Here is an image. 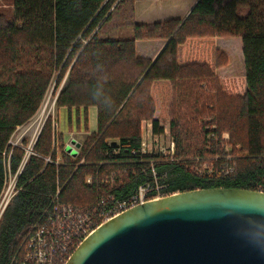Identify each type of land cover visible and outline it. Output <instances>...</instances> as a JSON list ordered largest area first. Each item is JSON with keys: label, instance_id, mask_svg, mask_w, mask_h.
Listing matches in <instances>:
<instances>
[{"label": "trees", "instance_id": "1", "mask_svg": "<svg viewBox=\"0 0 264 264\" xmlns=\"http://www.w3.org/2000/svg\"><path fill=\"white\" fill-rule=\"evenodd\" d=\"M10 4L0 9V196L9 175L18 177L17 193L0 220V264L21 262L28 229L42 220L59 190L63 203H93L99 190L86 184L90 175L102 181L114 173L111 189L121 199L153 182L151 160L166 192L264 191V0H198L184 20L149 24L137 23L135 0ZM122 28L132 36L110 35ZM221 36L242 38L245 75H216L228 63L216 46ZM142 39L167 43L153 61L137 56ZM66 75L56 105L69 115L82 109L86 120L95 106L97 131L77 156L69 155L63 145L53 149L49 117L25 161L28 142L13 144V135L38 112L54 79L57 91ZM167 114L178 156L141 155L142 120H151L154 134L161 135ZM224 132L232 152L218 143ZM204 154L221 159L213 175L191 168L188 157Z\"/></svg>", "mask_w": 264, "mask_h": 264}, {"label": "water", "instance_id": "2", "mask_svg": "<svg viewBox=\"0 0 264 264\" xmlns=\"http://www.w3.org/2000/svg\"><path fill=\"white\" fill-rule=\"evenodd\" d=\"M67 264H264V191L201 188L137 205L80 243Z\"/></svg>", "mask_w": 264, "mask_h": 264}, {"label": "built area", "instance_id": "3", "mask_svg": "<svg viewBox=\"0 0 264 264\" xmlns=\"http://www.w3.org/2000/svg\"><path fill=\"white\" fill-rule=\"evenodd\" d=\"M150 126L152 143L157 138L166 134L165 126H163L164 133L161 135L154 134L152 124ZM174 142L175 140L172 139L170 146L172 151L175 149ZM150 146L147 140L142 138L139 153L141 155L153 154L154 151L151 150ZM227 151L230 150L227 149ZM132 153L135 154L136 151L133 150ZM75 155H78V150H76ZM165 158L172 161L175 156L167 154ZM227 158L232 159V156H228ZM151 165L153 168V182L145 181L139 184L128 198H119L113 189H111L114 185V173L102 181L94 175L86 178V184L90 187L96 185L99 191L94 202L85 207L74 206L59 201V190L52 202V207L45 210L42 220L28 229L21 245L22 260L19 264H67L80 243L92 235L104 223L137 205L176 193L164 190L167 188V185L159 181L154 160H151ZM215 170H217L216 161L212 166H206L205 169H195L194 171L200 176H208L213 175ZM233 170L234 165H231L230 172ZM17 177L18 174L14 175L12 183L9 184L10 186L7 189L6 187L4 188L6 191L4 192L3 190L0 196L1 215L17 193ZM103 186H106V189L101 188Z\"/></svg>", "mask_w": 264, "mask_h": 264}, {"label": "rangeland", "instance_id": "4", "mask_svg": "<svg viewBox=\"0 0 264 264\" xmlns=\"http://www.w3.org/2000/svg\"><path fill=\"white\" fill-rule=\"evenodd\" d=\"M11 7L10 0H0V9H9ZM187 17V16H186ZM181 20V19H180ZM138 23V22H137ZM131 30L129 28H122L121 32H112L110 33L113 37H119L118 35H126L127 37H131ZM219 38V37H218ZM217 38L216 40V46L221 51L225 52L228 56V63L226 65L220 66L215 69L216 75H218L219 78H225V77H237L245 75V69H244V60L242 58V48H241V41L240 37H229V36H221L220 38L223 39L219 40ZM238 38V39H236ZM142 40H151V39H142ZM144 47V46H143ZM142 47V51H143ZM137 56H140V54ZM146 57V56H142ZM148 58V57H146ZM150 58V57H149ZM151 59V58H150ZM152 60V59H151ZM67 75L64 78L63 82L61 83L60 87L55 91V79L50 87L46 98L38 110V112L24 125L18 127V129L15 131L12 143L13 144H20L23 145L24 141L28 142V145L26 147L27 154L25 157V161H27V158L29 155L33 152L32 147L35 144L46 120L51 117L52 124L54 128L53 133V149L56 146H62L63 150L66 151L69 155L72 154L73 150H79L82 145V143H85L87 137L90 133L97 131V108L95 109V106H90L89 108V117L88 120H86L84 112L82 109H80L78 112L75 108L71 111V114L69 115V112L66 107H59L56 105L57 95L62 90V87L66 83ZM168 116L164 119H161V125L166 127V134L162 135L161 137L157 138V140L152 143L151 137H150V125L151 120L144 119L141 122V131H142V138L146 139L147 142L151 145V150L154 151L155 154L164 155V158L166 155H177V143H175V149L174 151L171 150V141L172 139L175 140L174 135L171 131V123H170V116ZM211 118L207 119H201L200 122L209 121ZM169 127V131H168ZM207 127V126H206ZM215 127V126H213ZM65 136V141L62 142L59 140L60 135ZM152 143V144H151ZM220 146L224 149H229L231 152L233 150V146L230 143V134L228 132L223 133V137L220 141H218ZM240 148V146L237 147ZM150 150V151H151ZM74 151V152H75ZM191 158L189 161H192L191 168L192 169H205L206 166H212L215 161L220 162V158L218 154H204L203 156H190ZM184 159L183 157H181ZM50 160V158H48ZM58 160L62 162L61 157V151H59V157ZM14 176H10L7 179V183L5 184L4 188L6 189L10 186L9 184L12 183ZM6 189H3L4 192ZM4 212L1 215L0 210V220L3 216Z\"/></svg>", "mask_w": 264, "mask_h": 264}, {"label": "crops", "instance_id": "5", "mask_svg": "<svg viewBox=\"0 0 264 264\" xmlns=\"http://www.w3.org/2000/svg\"><path fill=\"white\" fill-rule=\"evenodd\" d=\"M197 1L198 0H135L136 21L138 23L149 24L164 22L169 19L184 20ZM218 39L223 41L220 37ZM240 41L242 58L244 60L242 38H240ZM166 43V39L137 40L136 52L138 55L150 57L154 61L159 56ZM142 47L143 51L141 50ZM94 108L96 109V107Z\"/></svg>", "mask_w": 264, "mask_h": 264}]
</instances>
